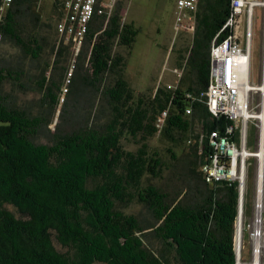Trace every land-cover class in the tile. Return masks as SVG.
<instances>
[{
    "label": "trees",
    "instance_id": "obj_1",
    "mask_svg": "<svg viewBox=\"0 0 264 264\" xmlns=\"http://www.w3.org/2000/svg\"><path fill=\"white\" fill-rule=\"evenodd\" d=\"M37 1L12 0L0 16L2 37L31 58L41 47L32 34L24 37L21 21L36 18ZM121 2L107 21L94 15L68 84L72 88L80 80L98 92L104 119L86 120L37 142L41 116L10 104L3 93V84L18 80L22 69L0 65V264H235L239 191L226 179L206 182L200 170L210 152L209 130L223 131L231 121L211 116L204 98L186 97V91L199 94L208 85L210 44L228 16L229 0H199L178 86H157L146 98L135 94L123 56L113 51L114 45L130 47L137 34L132 22L121 20ZM224 37L220 33L217 39ZM53 50L46 68L64 71L58 64L69 45L59 40ZM56 85L45 75L39 81L50 97ZM52 101L57 103L55 94ZM157 133L174 146L187 144L191 159L183 191L173 194L152 182L167 169L147 144ZM123 139H132L136 149H126ZM133 202L146 207L152 223L142 225L122 210ZM147 228L158 244L154 248L145 242Z\"/></svg>",
    "mask_w": 264,
    "mask_h": 264
},
{
    "label": "rangeland",
    "instance_id": "obj_2",
    "mask_svg": "<svg viewBox=\"0 0 264 264\" xmlns=\"http://www.w3.org/2000/svg\"><path fill=\"white\" fill-rule=\"evenodd\" d=\"M118 1V0H117ZM62 0H38L35 4L36 18L31 15L24 17L21 21L24 37L32 34L38 39L40 51L37 58L24 55L21 49L12 41L3 38L0 34V65L10 64L22 69V75L18 80H9L3 84V93L10 104L17 105L27 110L28 113L40 115L42 127L35 138L37 142H47L51 133L59 131H70L80 126L86 120L104 119L105 115L100 112L99 93L91 86L82 84L79 80L70 88L68 86L70 77L74 75L76 58L69 51L66 52L58 64L63 65L64 71H55L46 68V63L51 64L55 58L53 50L54 43L58 41L55 25L61 13ZM176 0H122L121 20L125 23H133L137 28V34L130 47L114 45L113 51L123 56L124 74L136 95L148 97L157 86L167 88V85H175L177 73L172 71L179 65L185 63L189 51L186 47L190 45L191 35L187 33H174V10ZM117 3V2H116ZM54 4L56 6H54ZM260 20V26H259ZM261 18L253 19V43L251 49V73L252 82L259 83L261 80ZM178 50L181 53H178ZM183 56L184 58H181ZM57 66V67H58ZM183 74V73H182ZM45 75L55 82L51 86V97L46 95V89L39 87V81ZM57 97V103L52 101L53 95ZM249 108L259 113L261 107L256 106L259 101V92H251ZM93 105V106H92ZM261 105V104H260ZM264 119V111L261 113ZM259 120L252 119L247 123L246 141L247 148L257 151L261 128ZM195 132H201V124L196 123ZM63 131V132H65ZM133 140H122L126 149L134 150L137 144ZM149 149L157 151L166 163L161 179H153L152 182L162 190L175 193L176 190L183 191L185 179L188 178L187 166L191 159L187 144L173 145L159 134L151 136L147 140ZM264 148V143H263ZM168 149H171L170 152ZM261 159L260 173L262 176L261 190L258 181L259 164L256 156H250L246 160V171L244 186L240 196L241 200V223H240V245L236 246L238 259L241 262H255L256 237L252 232L257 229L255 222L256 205L258 197L262 196L264 205V151ZM258 154V152H257ZM260 174V175H261ZM237 184V183H235ZM257 187L259 194L257 193ZM239 204V199H238ZM16 216H20L17 210L8 206ZM125 213H131L138 217L142 225L153 222L149 211L141 203L133 202L122 208ZM238 211V210H237ZM239 215V214H238ZM238 218V216H237ZM235 224V243L236 226ZM150 228L144 230L148 233L145 242L150 248L158 244L149 233ZM262 235L258 238L260 246L259 264H263L264 251V226L261 228ZM236 245V244H235ZM56 247L64 250L56 243Z\"/></svg>",
    "mask_w": 264,
    "mask_h": 264
},
{
    "label": "built area",
    "instance_id": "obj_3",
    "mask_svg": "<svg viewBox=\"0 0 264 264\" xmlns=\"http://www.w3.org/2000/svg\"><path fill=\"white\" fill-rule=\"evenodd\" d=\"M11 2L12 0H1L0 16ZM198 2L199 0H176L175 36L179 33H187L192 38L196 25L195 12ZM114 3L115 0H62L61 15L55 25L58 34L57 42L62 40L64 45H69V51L77 56L94 15H104L105 21H107ZM258 16L261 18L260 68L262 72L261 80L256 84L252 82L251 49L253 19ZM220 33H225V37L218 40L217 37ZM209 59L210 70L207 87L199 94L186 91V97L191 100L198 97V99L204 98L203 101L211 116L223 117L231 121V124L226 125L223 131L217 128L209 130L207 144L210 152L201 162L200 170L208 183L220 179L237 183L235 185L238 195V187L241 184L244 186L246 160L250 156H255L254 151L249 150L246 145L247 123L252 119H257L261 130L264 127V119H261V113L264 111V89L262 88L264 87V0H229L228 16L211 41ZM184 67L185 63L174 70L178 74V79L175 81V85L168 84V89L174 90L178 86ZM256 91L260 96L259 101L256 102V106L261 107L259 113L249 108L250 94ZM185 112L189 114L191 107H186ZM165 115L166 110L162 111L159 121H162ZM202 138L201 132L199 144ZM189 142L191 139L188 140ZM255 222L257 229L252 232V236L258 239L262 235L261 228L264 226L262 196L258 197ZM238 258L236 254L235 264H259V260L258 263H247L241 262Z\"/></svg>",
    "mask_w": 264,
    "mask_h": 264
},
{
    "label": "bare ground",
    "instance_id": "obj_4",
    "mask_svg": "<svg viewBox=\"0 0 264 264\" xmlns=\"http://www.w3.org/2000/svg\"><path fill=\"white\" fill-rule=\"evenodd\" d=\"M264 89V87H262ZM263 143H264V127L262 128L261 130V133H260V140H259V148L257 149V151L254 152V155L256 156V158H258V164H259V169H258V181H259V186H260V190H261V185H262V178H260L262 176V174L260 173V171L262 170L261 168V162H262V159L258 156H262V151L259 152L260 149H263L264 151V148H263ZM258 152V154H257ZM261 174V175H260ZM242 190H243V184H241L239 187H238V191H239V204H240V210H242L241 208V200H240V196H241V193H242ZM259 194V192H258ZM260 198V196H259ZM238 204V205H239ZM241 215L242 213L240 212V214L238 215V218H237V226H236V246H239L240 245V223H241ZM260 244V243H259ZM256 250H255V254H254V258H255V262H258L259 260V252H260V248L258 246V239H256Z\"/></svg>",
    "mask_w": 264,
    "mask_h": 264
},
{
    "label": "water",
    "instance_id": "obj_5",
    "mask_svg": "<svg viewBox=\"0 0 264 264\" xmlns=\"http://www.w3.org/2000/svg\"><path fill=\"white\" fill-rule=\"evenodd\" d=\"M240 212H241V210H240V204L238 205V212H237V214H240ZM237 218V217H236ZM234 240H235V235H234ZM236 244V243H235ZM234 249H235V255L238 253L237 251H236V245H235V247H234Z\"/></svg>",
    "mask_w": 264,
    "mask_h": 264
},
{
    "label": "crops",
    "instance_id": "obj_6",
    "mask_svg": "<svg viewBox=\"0 0 264 264\" xmlns=\"http://www.w3.org/2000/svg\"><path fill=\"white\" fill-rule=\"evenodd\" d=\"M116 2H117V0H115V3H114V5H113V8H112V10L111 11H113V9H114V6L116 5ZM174 33H175V31H174ZM176 68H174L172 71H174Z\"/></svg>",
    "mask_w": 264,
    "mask_h": 264
}]
</instances>
